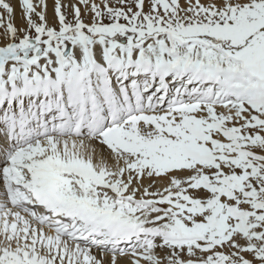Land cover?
Returning a JSON list of instances; mask_svg holds the SVG:
<instances>
[{
    "label": "bare ground",
    "instance_id": "obj_1",
    "mask_svg": "<svg viewBox=\"0 0 264 264\" xmlns=\"http://www.w3.org/2000/svg\"><path fill=\"white\" fill-rule=\"evenodd\" d=\"M248 1L251 2L250 0ZM76 2L80 5L95 2L103 6L109 2L111 4L112 2L114 4H121L124 0H0V49L4 47L7 48L9 46L8 44L14 41V35H16V33L19 34L18 36L22 37L23 35L21 33L26 31V29H31L33 31L34 23L40 19H44L49 27L56 28L60 24L59 14L61 9H63L64 12H69L70 7L72 8V3ZM232 5L234 4L232 3ZM123 14L125 15L126 13H121L120 15L124 16ZM189 14L190 13H188L187 16H189ZM139 15L138 13L135 14L134 21H141V18L143 20L145 18L146 20L151 16L150 13V16L145 14L142 16ZM132 18H134V16ZM199 45V47L192 46L185 50V52H189L186 54L187 58L183 59L181 64H179L181 67H189L185 69L181 68L180 71L189 69L191 74H189V72L177 73L179 77L176 81L173 82L169 80L168 82H163L164 79L161 78L160 82L165 83L168 92L176 91L177 87L180 90H185L189 85V77L195 78L194 76H197L195 74L197 71L201 70L200 74L211 71L208 78L202 76L204 78V84H208L205 88L199 89L195 87V84H192L190 89L188 88L189 98L198 100L206 95L211 97V92L207 94L208 89L212 87L211 84L217 83V96L225 93L228 101H230V93L236 95V98L238 95L243 97L244 101L242 102L243 99H240L238 101L239 104L233 106L234 109L230 108L228 104H218L220 107L215 109L209 107H184L175 110L174 113L163 115V118H152L147 122V119L149 117L151 118V116L140 114V111H137V108H135L133 110L134 112L132 111L131 117H133V120L140 123L134 124V122H128L130 119H127L126 126L122 125L123 127L121 130H119V127L112 129L111 133L107 135V138L102 137L89 140L54 138L36 143L37 147L35 149L37 151H35V149L33 151L32 149L28 152V154L33 153V159L35 157L38 158L37 162L53 161L56 163L57 167L60 164V160H69V164H66V166L63 165L61 171L76 179L75 182H73L76 186V190L88 195L91 205L101 206L103 204L101 201L105 203V201L110 200L113 195L122 194L128 197L124 199L125 201L134 202V205L131 206L130 209L131 212L134 210V207L140 206V210H143L144 207L146 208L144 214L139 215L138 218L131 216L130 219L141 220V231L145 233V236L150 238V241L148 243L140 242L137 244L135 247L138 246L139 248L137 250L134 249L131 254H102L92 245H89L90 249L79 248L71 244L67 245L61 238L57 237L54 231L43 233L41 237L47 240L50 251L55 252L56 256H60V264L64 262V259L68 264H183L181 257L182 250L184 249L183 243L186 242V240L183 241L180 239L182 236L179 235V226L175 225L177 223L173 221V216L162 211H157L151 204H146V201L149 200L150 202L152 199L154 200L155 206L163 205L164 201L173 203L174 200H172V197L169 195V191L173 190L176 192L177 184L182 180L178 175L179 172L184 169L182 167L194 165V163L198 161L197 158L192 157L193 152H188V157H179L177 155H179L180 152L175 155L170 151L173 147L177 149L178 146L176 144L178 143H183V145L187 143L189 146L193 145V147L196 148H193L194 150H199L197 143H201L204 144L205 147L206 145L212 147L214 150L213 153H211L210 150H208V153L210 155L212 154L213 157V154H219L220 152L217 146L219 143L215 145L220 135L214 131L213 127L212 129L206 127L205 123L211 119L210 114H212L213 118H215L214 115H216L219 119L226 121L229 120L227 116L231 114L235 115V112H254L256 107L260 108L259 106H264V53L260 51L262 54H254V65H251L248 61L244 64L238 63L237 60L229 54L224 55L217 51H213L217 49L216 47L213 50H211L212 48L210 47L211 49L209 51L205 44ZM165 46L163 48L153 46L152 53L150 54L151 57H148L147 53V55H145V52L139 51L133 48V46L118 48L115 51L114 49L112 50L111 46L107 48L101 42H95L93 46L89 47L85 42L81 43V41H77L71 48L72 51H65V56H68L70 53L71 56L69 58L64 56V59H68V62L63 64L57 62L58 52L54 51H49L34 67L29 64V62L20 63V65L17 66L9 62L12 65L8 64V67L0 71V98H5L7 96V91L10 92L14 90L16 88L15 85L19 88L17 81L13 78L18 74L30 75L33 74L34 71L38 74L46 70L49 74L54 73L58 76L62 74L64 77L71 76V81L74 80L75 82L68 87L66 92L69 97H71L72 90L78 91V101L81 104L79 108L76 109V106H74V108L76 111H80L84 108L83 104L86 99H91L92 102H98V110L91 113L94 115L91 116L92 118L90 117V121H93L96 125L102 124L103 126L105 125L106 118H109V115H113L115 112H122L121 117L128 118V105L123 101H125L133 91L138 90L134 84L137 80L134 78L140 75V73L130 69L128 61L141 64L146 63L144 66H148L149 62H144V60H142L143 58H146V61L151 60L155 62L156 65L166 63L169 61L167 60L169 59L168 56L177 48H175V44L167 47ZM196 48L197 53L192 54V50ZM90 50L92 56H89ZM59 56L62 58L61 54ZM111 59H113V61ZM91 62L94 63L90 64ZM107 64L109 68H106ZM193 66H199V68ZM71 67L77 69L70 70ZM141 67H143V65ZM80 68H84V74L90 75L91 80L88 82L92 85L86 87L87 92H83L85 85L78 80ZM165 69L169 71V77L175 75L169 68ZM157 73L160 77L163 76L161 71L157 70ZM52 74L51 84H55L56 78ZM255 74L262 80H260V85L256 82V79H254ZM260 74L262 76H259ZM145 75V73H142L141 79L137 81L140 84H146L143 88L147 87V79L151 81V76L147 77ZM22 77L23 76H21V78ZM232 77L233 82L230 81ZM120 78L134 80H129L130 82L127 81L123 84V82L119 81ZM112 80V85H110V81ZM41 81L42 78H36V85L39 86ZM22 86L28 88L30 93L21 88L22 91L19 92L20 95H24L27 101H29V96L33 99V82L29 86V82L26 81ZM192 87H194V90H192ZM228 87L230 88L229 90ZM108 90L111 91L110 94L115 95L116 100L120 103V105L117 103L118 108L112 109L110 114L104 109L111 105V99L107 98L104 93ZM153 91H155V89ZM246 91H249L248 94H246ZM141 93L143 94V91H141ZM206 99L209 98H205V100ZM215 99L216 98L212 97V100H209L207 103L210 102L212 104L210 105L211 107H216L217 105H214V102H217ZM18 100L19 99H16V101ZM133 101L134 100L131 98L130 102ZM13 106L18 109L22 107L21 104ZM119 107L122 108L123 111L119 109ZM154 109H156V107H154ZM26 111L29 112L28 109H26ZM0 115L4 117L6 115L5 110L0 111ZM1 131L4 133L2 129ZM195 131L196 133L193 135ZM260 134L259 132V135ZM92 135L93 133L86 131V133L79 138H91L93 137ZM70 136H72V134L65 137ZM214 140L215 144L213 143ZM184 148L186 147L184 146ZM201 150L199 152H201ZM187 151H190L189 148ZM43 152L44 155L48 152V156L40 158L38 154ZM199 152H197V154ZM195 153L196 152H194V154ZM208 153L202 152V156L203 154L208 156ZM186 154L187 153L183 155L186 156ZM199 154L201 155V153ZM263 154L260 153V155L255 156V162L257 160L264 161ZM251 168L264 171L263 162ZM123 169L125 171V186L121 188V190H117L113 183L119 180L118 173ZM111 174L114 176L110 178L109 176ZM96 183L99 184L100 187H96ZM106 187H111L114 191ZM160 187L168 188L169 191L163 193V191L159 189ZM136 188L138 189L137 194H133ZM146 196L148 199H146ZM142 200H145L146 203L143 204L142 202L144 201ZM199 201L202 203L205 202L204 199H200ZM175 203L176 201L173 204L175 205ZM119 216L126 217L124 214H120ZM11 224L14 226L16 222H11ZM23 224L25 226L20 225L18 229L8 227L9 232L6 235V240L1 242L4 248L10 249L8 253L4 255V260L9 261L14 255L17 260L21 259V262H23L24 255L30 257V254H36L39 255L41 261L47 260L50 262L49 264H53V256H49V253L45 255L37 252V248L40 249L43 245H41L40 242H38L37 245L33 243L35 237L39 239L40 234L35 232L33 234L32 230H30L29 236H27L24 230L28 229V224L26 222ZM2 225L5 226L4 224ZM19 230L21 231L20 235L17 234ZM3 237L2 235V238ZM25 237L28 239L27 241H25ZM12 238L15 239L13 242ZM29 261H32L34 264H39V262H36L34 258L32 259L31 257L27 260V263Z\"/></svg>",
    "mask_w": 264,
    "mask_h": 264
},
{
    "label": "rangeland",
    "instance_id": "obj_2",
    "mask_svg": "<svg viewBox=\"0 0 264 264\" xmlns=\"http://www.w3.org/2000/svg\"><path fill=\"white\" fill-rule=\"evenodd\" d=\"M250 1L124 0L121 4L109 2L103 6L95 2L85 5L72 3L69 12L61 9L60 24L56 28L49 27L44 19H40L34 23L33 31L26 29L21 33L22 37L15 32L14 41L7 48L0 49V71L12 64L34 62L36 65V59L41 61L49 51L58 52V63H66L65 45L72 48L77 41L85 42L89 47L101 42L115 51L133 46L147 56L152 53L153 46L163 48L175 44L177 49L167 59L175 64L187 58L189 52L185 50L205 44L209 51L216 47L213 51L229 54L238 63L248 61L254 65L255 55L264 53V0ZM121 13L126 14L121 16ZM136 13L139 16L150 13L152 17L149 15L146 20L134 21ZM38 52L39 58L36 57ZM196 53L197 48L192 50V54ZM70 54L65 57L69 58ZM89 56H92L91 50ZM106 68H109L108 64ZM84 71V68L79 69L80 74ZM254 79L260 85L262 80L258 75L255 74ZM246 92L248 94L249 91ZM216 93L217 88L208 89L210 101L212 97H219ZM190 104L192 102L189 101ZM198 104L197 107H220H211L210 102ZM223 104L234 109L229 102ZM259 107L249 113L234 111L235 115H228L229 120L226 121L210 114L211 119L205 124L219 133L220 138L216 144L215 140L213 143H219L221 155L213 154L212 157L208 153V150L213 153L212 147L201 143H197L199 150H194L196 148L187 143L176 144L177 149L171 146V153L176 155L180 152L181 155L177 156L188 157V152H193L192 157L198 161L182 167L184 169L178 174L182 180L177 184L176 192L159 188L163 193L169 191L175 205L170 201L159 206H155L153 199L150 202L154 203L151 206L157 211L173 216L177 223L174 224L179 226L180 239L186 240L181 257L183 264H264V171L251 168L261 162L264 165V161L257 160L256 163L254 158L264 153V106ZM202 152H207L208 156H202ZM185 153L188 155H183ZM32 154L29 158L33 160ZM38 155L40 158L48 156V152ZM34 159L38 160L37 157ZM66 164L69 160H60L58 167L62 169ZM118 174L119 180L113 184L121 190L125 186L124 169ZM137 190L133 194H137ZM200 199L205 202H200Z\"/></svg>",
    "mask_w": 264,
    "mask_h": 264
}]
</instances>
